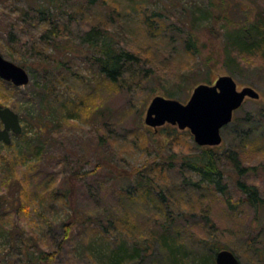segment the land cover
<instances>
[{
  "label": "rangeland",
  "instance_id": "obj_1",
  "mask_svg": "<svg viewBox=\"0 0 264 264\" xmlns=\"http://www.w3.org/2000/svg\"><path fill=\"white\" fill-rule=\"evenodd\" d=\"M260 1L0 0V53L30 74L23 86L0 77V106L18 112L23 126L20 134L11 132L10 144L0 141V196L15 204L0 210L1 264H49L38 257L45 246L56 253L52 264H111L112 242L121 235L107 230L108 212L118 223L128 218L133 223L143 249L131 264H170L160 241L163 229L182 245L178 264L211 262L220 249L232 250L238 264H264V124L257 115L264 72L243 68L232 74L222 52L225 29L251 20L263 7ZM97 28L138 58L122 63L115 84L98 73L102 36L96 47L87 39ZM190 35L200 38L198 53L185 47ZM221 75H232L239 89L260 92L234 116L248 118L249 139L230 122L222 128V143L212 147L225 194L200 183V175L182 164L206 147L188 129L166 123L156 130L145 123L155 96L174 92L186 103L196 85ZM249 142L255 144L256 167L240 175L230 156ZM26 143L42 155L34 157ZM6 164L18 180L2 179L9 174L3 173ZM139 173L156 195L151 192L148 202L140 197ZM238 180L257 187L256 206L239 190ZM19 187L28 201L21 207ZM126 191L137 202L127 199ZM76 214L87 224L76 225L65 238L64 226Z\"/></svg>",
  "mask_w": 264,
  "mask_h": 264
},
{
  "label": "trees",
  "instance_id": "obj_2",
  "mask_svg": "<svg viewBox=\"0 0 264 264\" xmlns=\"http://www.w3.org/2000/svg\"><path fill=\"white\" fill-rule=\"evenodd\" d=\"M263 7H261V11H256L254 14V17L251 20L239 23L235 26H232L230 28H226L223 32V57H224V63L226 67L228 68L229 72L232 74H239V72L243 68H250L254 71L264 72V0H261ZM43 6V5H42ZM247 9H244L246 11ZM203 13V12H202ZM212 17H214V14H211ZM151 26V25H150ZM148 24V28L152 29ZM95 28V27H94ZM155 28V27H154ZM98 30H92L87 34V39L94 47H96L95 40L98 39V37L102 36V41L100 42V46L97 48L99 50V56L96 57V65L98 67V73L99 75L105 77L107 81L110 83H117L120 78L122 77V63L124 61H131L134 62L137 60V56L134 55L132 52L122 50L118 47H116L113 43L112 37L109 35H106V31L99 32ZM106 30V29H105ZM98 34L100 36H98ZM90 37V38H89ZM185 47L191 52V53H198L199 52V43L200 38L192 37L190 35L189 38L185 40ZM208 80V77L206 78ZM207 83H210V80L207 81ZM176 94L174 92H169L166 96L168 98H174ZM175 99V98H174ZM262 107L259 109V121H261L264 124V102L261 104ZM236 113V111H235ZM235 116V115H234ZM236 123V124H235ZM250 123V122H249ZM231 124H235L236 132L241 136V138L244 140L247 137V131L246 130L248 125V118H237L234 117ZM247 124V125H246ZM246 125V126H245ZM43 131V130H41ZM173 131V130H172ZM170 128L169 134L172 132ZM44 132V131H43ZM249 137L245 140H248ZM32 144L26 143V151H30L33 153L34 157L39 158L40 155H42V152L38 149H35L32 145L31 150L30 146ZM254 143L249 142L246 145H243L245 148L242 149L240 152L232 153L230 156V160L232 162V167L240 174V175H246L247 172L254 169L256 166L251 162V153L253 151ZM37 146H40L38 144ZM208 147V148H207ZM203 151L201 154L196 156L195 158H189L182 161L183 165H186L188 168L192 169L193 172L200 175L199 182L206 184V186H213L215 189H217L222 194H225L227 192V184L224 182V174L218 167V159L214 157L213 148L210 146L203 147ZM250 148V149H249ZM252 150V151H251ZM243 151V157L241 159V152ZM3 160H7L4 156L2 158ZM17 163V161H16ZM5 171L3 173H9L6 174L2 179H5L8 182H11L10 180H18L17 174L15 175L13 168L9 166L8 164L5 165ZM12 176L13 178L11 179ZM139 179V185H142V197L144 202H148V199H150V193H153V187L152 184H150L145 177L144 173L138 174ZM199 182H192L193 185L196 187L200 186ZM12 186V185H11ZM237 187L245 196H248L250 199L251 205L256 206L259 201H261L259 192L256 186L248 184L246 181L238 180ZM16 189V187H10V189ZM7 189V188H6ZM6 190V191H10ZM18 193L21 194L20 197V206L21 204H26L25 196H23V190L21 187L18 188ZM12 192H10L11 194ZM71 196L70 201H68V204L74 208L75 205V199L73 200V194L70 191ZM4 194V193H2ZM10 194H5V197H10V199H13L14 196H10ZM127 199L133 200V202L136 201L134 195L128 194V191L124 194ZM154 196H156L153 193ZM3 195L0 196V210L5 209L9 206H15V204L11 203H5V199L3 198ZM132 202V203H133ZM137 202V201H136ZM124 205V204H123ZM7 214V212H5ZM106 220V224L108 225L107 230H118L119 235L121 236H115L116 240L112 242V244L115 246V248H112L113 250V256L111 257L110 261L111 264H131L138 260V257L141 254V247L143 249L142 244L137 241L134 235L133 223L129 220L125 221L122 219V223H118L117 219L113 217V214L107 213V216L103 218ZM103 219L98 218V224L104 225L105 223L102 222ZM90 221V220H89ZM85 225L87 224V220L82 219L79 215H75L74 218H72L70 221H67L65 224V238L70 237L73 228L76 225ZM5 223H0V234H5ZM90 226V225H89ZM8 229V228H7ZM101 233V232H100ZM131 240L133 243H131ZM146 240H143V243ZM160 241L163 247H165L168 250L167 258L170 264H178V257L180 256L179 251L182 245L179 244L178 240L175 239V237H170L167 233V230L163 229L162 234L160 235ZM132 244V245H131ZM49 247L45 246L43 250H40V253L38 254V257L40 260L46 261L49 264L53 263L54 257H55V251L48 250ZM57 252V251H56ZM217 251H214L212 255V261H206L202 260L199 264H216L215 257H216ZM28 258H32L31 255L28 256ZM172 262H171V261Z\"/></svg>",
  "mask_w": 264,
  "mask_h": 264
},
{
  "label": "water",
  "instance_id": "obj_3",
  "mask_svg": "<svg viewBox=\"0 0 264 264\" xmlns=\"http://www.w3.org/2000/svg\"><path fill=\"white\" fill-rule=\"evenodd\" d=\"M0 77L23 86L29 83L30 74L25 67L0 53ZM260 92L252 87L238 88L232 75H221L214 83L196 85L190 98L183 103L163 95L155 96L146 111L145 123L158 127L170 123L181 130H189L199 146H218L223 141L222 128L233 121L234 113L247 99H259ZM0 141L10 144L11 132L20 134L23 130L20 115L9 106H0ZM216 264H238L239 258L230 249H220L216 253ZM1 264V258H0Z\"/></svg>",
  "mask_w": 264,
  "mask_h": 264
}]
</instances>
